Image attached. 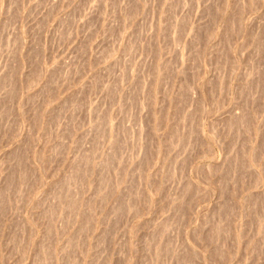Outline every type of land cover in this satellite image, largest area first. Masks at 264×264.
Returning <instances> with one entry per match:
<instances>
[{"label":"rangeland","instance_id":"374dc122","mask_svg":"<svg viewBox=\"0 0 264 264\" xmlns=\"http://www.w3.org/2000/svg\"><path fill=\"white\" fill-rule=\"evenodd\" d=\"M0 264H264V0H0Z\"/></svg>","mask_w":264,"mask_h":264}]
</instances>
